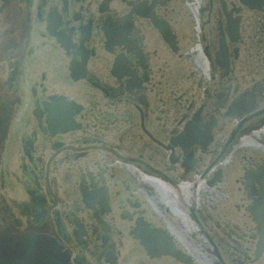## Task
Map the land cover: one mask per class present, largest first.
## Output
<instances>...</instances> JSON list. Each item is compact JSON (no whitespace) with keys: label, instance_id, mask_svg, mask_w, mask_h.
Instances as JSON below:
<instances>
[{"label":"flooded vegetation","instance_id":"flooded-vegetation-1","mask_svg":"<svg viewBox=\"0 0 264 264\" xmlns=\"http://www.w3.org/2000/svg\"><path fill=\"white\" fill-rule=\"evenodd\" d=\"M0 220L69 264H264V0H0Z\"/></svg>","mask_w":264,"mask_h":264},{"label":"water","instance_id":"water-1","mask_svg":"<svg viewBox=\"0 0 264 264\" xmlns=\"http://www.w3.org/2000/svg\"><path fill=\"white\" fill-rule=\"evenodd\" d=\"M39 240L38 238H34L31 234H23V235H16L13 234L11 232H9L8 230H3L2 233H0V243H1V248H0V264H10L11 262L13 263H19L22 261H18L16 260L12 253L11 250H13L11 248V246L15 245L16 248L19 249V247H24L25 249L23 250L22 255L23 256H28V257H33V248L31 246V244L29 243V241H37ZM41 240L44 242H46V246L41 245L40 248H38V250L36 249V252H42L45 254L40 253V255H44L46 257L45 260V264H56L55 261H50L49 258L51 255H54V250L52 249L53 247V243L51 242V240L49 238H41ZM22 242V243H18ZM25 241V242H23ZM56 249V248H55ZM35 252V251H34ZM53 252V253H52ZM20 255V252L18 251V253L16 252V255ZM63 257V255H62ZM65 258V257H63ZM20 260V259H19Z\"/></svg>","mask_w":264,"mask_h":264},{"label":"rangeland","instance_id":"rangeland-1","mask_svg":"<svg viewBox=\"0 0 264 264\" xmlns=\"http://www.w3.org/2000/svg\"><path fill=\"white\" fill-rule=\"evenodd\" d=\"M237 161H238V159H237ZM237 165V164H236Z\"/></svg>","mask_w":264,"mask_h":264}]
</instances>
